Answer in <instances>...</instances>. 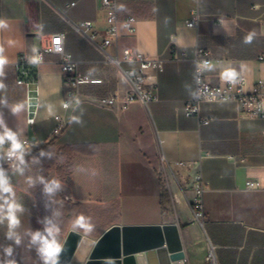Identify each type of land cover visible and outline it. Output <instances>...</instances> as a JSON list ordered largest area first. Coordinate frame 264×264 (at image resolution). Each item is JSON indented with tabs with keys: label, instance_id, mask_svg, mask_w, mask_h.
Instances as JSON below:
<instances>
[{
	"label": "crops",
	"instance_id": "obj_1",
	"mask_svg": "<svg viewBox=\"0 0 264 264\" xmlns=\"http://www.w3.org/2000/svg\"><path fill=\"white\" fill-rule=\"evenodd\" d=\"M116 3L118 18L133 16L134 28L119 24L117 38L103 45L107 22L100 0H0L6 61L0 67V135L7 129L16 139L46 145L3 175L11 191L0 188V258L45 264L36 232L62 245L70 229L96 240L112 225L175 224L190 264H202L211 246L219 264H264V117L247 116L235 102H203L199 116L206 122L184 113L195 95L197 50L211 60L203 77L212 85L243 77L250 90L264 81V0ZM194 9L203 17L190 28ZM86 20L94 26L85 33L70 28L69 22ZM57 32L64 33L79 71L102 82L80 87L66 127L48 146L64 92L57 57L45 54L26 86L17 83L16 63L22 55L31 59ZM125 49L164 63L161 71L146 72L145 87L155 99L120 111L99 100L124 95V71L137 63L115 67L104 59L121 57ZM247 180L259 186L247 188ZM49 184L58 192L51 201L63 211L56 224L67 227L64 233L54 229L52 237L51 227L39 221L37 203ZM199 190L203 214L194 219ZM9 205L15 206V225Z\"/></svg>",
	"mask_w": 264,
	"mask_h": 264
},
{
	"label": "built area",
	"instance_id": "obj_2",
	"mask_svg": "<svg viewBox=\"0 0 264 264\" xmlns=\"http://www.w3.org/2000/svg\"><path fill=\"white\" fill-rule=\"evenodd\" d=\"M102 9L106 12L107 27L104 33L103 45H108L115 40L118 35V25L120 24L126 31L132 32L134 28L135 18L133 16H125L122 19L118 18L116 0H100ZM201 14L197 9L191 11L190 18L186 21V26L190 28L197 27L202 19ZM70 28L76 32H84L94 26L93 21H80L77 23L69 22ZM87 40L91 41L92 36H86ZM59 40V44L54 43ZM65 35L63 32L51 34L48 43L38 49L35 55L29 59L22 55L16 63L20 69L21 77L17 80L18 84L27 85L29 80L28 70L38 66L44 62L45 54H54L57 57L60 75L64 83V92L61 101L62 111L54 116L55 126L53 127L50 138L58 136L68 123L69 112L73 106L79 101L80 87L84 84H98L101 79L91 78L83 74L78 69L77 62L73 59L70 52L64 46ZM172 43V42H171ZM182 58L185 57L184 50L180 51ZM264 60V56H260ZM106 64L115 67H120L121 63L136 62L135 70L129 69L124 71V76L127 79V88L122 98L105 97L99 100L100 105L106 107L117 106L120 111H123L131 103L137 102L147 104L155 99L151 89L145 87L146 72L149 69L161 71L164 60L161 57L150 58L139 53H133L130 49H125L121 57L105 55ZM194 60L195 73V95L191 100L184 103V113L186 116H197L200 122H206V118L199 116L200 106L203 102H235L240 110L249 117H264V81L254 84L250 90H245L244 78L240 77L234 80H228L220 84L212 85L205 81L203 77L204 70L211 64V60L206 56V53L197 50ZM32 123L33 119L27 120ZM16 141L21 145V149L13 152L12 142L5 139L0 145V172L9 173L17 169L18 165L24 160L30 152L39 148L44 144V141L35 138L24 136ZM247 188H257L259 183L253 180L245 182ZM198 191L197 198L192 204L194 219H200L203 214L202 200ZM170 264H190L185 257L171 261ZM202 264H219L214 248L211 246L208 250Z\"/></svg>",
	"mask_w": 264,
	"mask_h": 264
},
{
	"label": "water",
	"instance_id": "obj_3",
	"mask_svg": "<svg viewBox=\"0 0 264 264\" xmlns=\"http://www.w3.org/2000/svg\"><path fill=\"white\" fill-rule=\"evenodd\" d=\"M170 264L184 257L175 224L112 225L96 240L70 229L57 264Z\"/></svg>",
	"mask_w": 264,
	"mask_h": 264
},
{
	"label": "clouds",
	"instance_id": "obj_4",
	"mask_svg": "<svg viewBox=\"0 0 264 264\" xmlns=\"http://www.w3.org/2000/svg\"><path fill=\"white\" fill-rule=\"evenodd\" d=\"M5 24L3 21H0V27H4ZM247 39H251L249 36ZM59 40H55L54 43L59 44ZM3 50L0 49V52ZM5 58L0 55V67L5 63ZM233 74L228 73V76L231 77ZM2 87V85H0ZM5 139L10 140L12 142V150L15 152L16 150L21 149V145L16 141V137L13 133L5 129L4 133L0 135V145H2L5 141ZM21 163H23L22 157H21ZM55 183V182H54ZM0 188L4 192H10V187L7 186V181L3 177V173L0 172ZM53 190L52 187H48L47 191L51 192ZM15 207L14 205H9V221L11 225H15L18 223V220L16 219L15 215L12 214V208ZM48 236L52 237L54 229L49 228L47 229ZM33 240H39L41 242V247L39 249V252L42 254L43 259L45 260V264H48V262H51V264H57L58 256L61 252V245L57 242L55 238L49 239L48 237L42 236L41 233L36 232L33 235Z\"/></svg>",
	"mask_w": 264,
	"mask_h": 264
},
{
	"label": "trees",
	"instance_id": "obj_5",
	"mask_svg": "<svg viewBox=\"0 0 264 264\" xmlns=\"http://www.w3.org/2000/svg\"><path fill=\"white\" fill-rule=\"evenodd\" d=\"M28 72H29L30 77L31 76L34 77L33 69H29ZM52 141H53V138L48 141L47 145L50 146ZM44 146L46 145H42L39 148L35 149L34 151L43 149ZM48 187H51V185L49 184ZM48 187H45V188L42 187L40 190L42 197H40V199L39 197L37 198V203H38V208H39V213H40L39 221L48 227H51L56 230H60L64 233L67 227L65 226L62 229V228H59V225L61 224H56L57 223L56 219L58 217V214H61V217H63V211L62 209L59 208V206H56L54 204V201L53 202L51 201V197H50V195H53V194L57 195L58 192H56L54 188L51 192H49L47 191ZM0 264H9V263L0 258Z\"/></svg>",
	"mask_w": 264,
	"mask_h": 264
},
{
	"label": "bare ground",
	"instance_id": "obj_6",
	"mask_svg": "<svg viewBox=\"0 0 264 264\" xmlns=\"http://www.w3.org/2000/svg\"><path fill=\"white\" fill-rule=\"evenodd\" d=\"M137 264H146L145 258L142 254L136 255Z\"/></svg>",
	"mask_w": 264,
	"mask_h": 264
},
{
	"label": "rangeland",
	"instance_id": "obj_7",
	"mask_svg": "<svg viewBox=\"0 0 264 264\" xmlns=\"http://www.w3.org/2000/svg\"><path fill=\"white\" fill-rule=\"evenodd\" d=\"M33 151H34V150H33ZM33 151H32V152H33ZM32 152H30V154H31ZM30 154H29V155H30ZM29 155H28V156H29ZM32 155H33V154H31V156H32ZM31 156H30V157H31ZM20 164H21V163H20ZM20 164L18 165V167L20 166ZM18 167H17V168H18ZM14 171H15V170H14ZM14 171L9 172V173H13ZM3 175H5V173H3Z\"/></svg>",
	"mask_w": 264,
	"mask_h": 264
}]
</instances>
